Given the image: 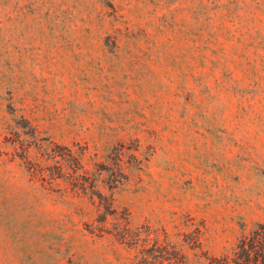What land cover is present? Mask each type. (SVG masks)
<instances>
[{
  "label": "rangeland",
  "instance_id": "374dc122",
  "mask_svg": "<svg viewBox=\"0 0 264 264\" xmlns=\"http://www.w3.org/2000/svg\"><path fill=\"white\" fill-rule=\"evenodd\" d=\"M183 213L264 221V0H0V264H168Z\"/></svg>",
  "mask_w": 264,
  "mask_h": 264
},
{
  "label": "trees",
  "instance_id": "16d2710c",
  "mask_svg": "<svg viewBox=\"0 0 264 264\" xmlns=\"http://www.w3.org/2000/svg\"><path fill=\"white\" fill-rule=\"evenodd\" d=\"M240 225L241 232L234 244L214 255L203 247L204 221L183 213L176 223L179 239L174 251L170 252L165 244L159 250L160 257L168 264H264V221H256L249 228L244 223ZM155 251L154 247H148L139 252L152 257ZM137 259L138 253L133 260ZM136 264L140 262L137 260Z\"/></svg>",
  "mask_w": 264,
  "mask_h": 264
}]
</instances>
